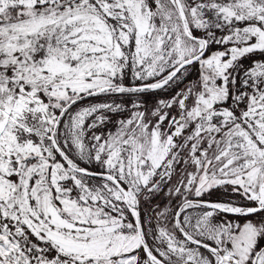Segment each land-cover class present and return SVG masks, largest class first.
<instances>
[{"label": "snow or ice", "instance_id": "1", "mask_svg": "<svg viewBox=\"0 0 264 264\" xmlns=\"http://www.w3.org/2000/svg\"><path fill=\"white\" fill-rule=\"evenodd\" d=\"M0 264H264V0H0Z\"/></svg>", "mask_w": 264, "mask_h": 264}]
</instances>
